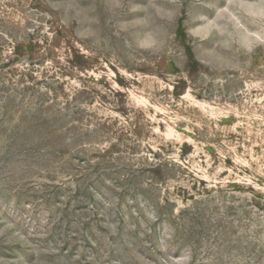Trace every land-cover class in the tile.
Masks as SVG:
<instances>
[{"label":"rangeland","instance_id":"rangeland-1","mask_svg":"<svg viewBox=\"0 0 264 264\" xmlns=\"http://www.w3.org/2000/svg\"><path fill=\"white\" fill-rule=\"evenodd\" d=\"M0 264H264V0H0Z\"/></svg>","mask_w":264,"mask_h":264}]
</instances>
